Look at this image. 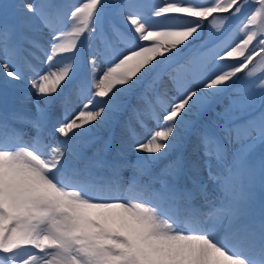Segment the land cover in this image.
I'll use <instances>...</instances> for the list:
<instances>
[{
    "label": "snow or ice",
    "instance_id": "obj_1",
    "mask_svg": "<svg viewBox=\"0 0 264 264\" xmlns=\"http://www.w3.org/2000/svg\"><path fill=\"white\" fill-rule=\"evenodd\" d=\"M0 82V264H264V0L0 5Z\"/></svg>",
    "mask_w": 264,
    "mask_h": 264
},
{
    "label": "rangeland",
    "instance_id": "obj_2",
    "mask_svg": "<svg viewBox=\"0 0 264 264\" xmlns=\"http://www.w3.org/2000/svg\"><path fill=\"white\" fill-rule=\"evenodd\" d=\"M65 2L66 3H69V4H77V3H79V0H65ZM108 2L109 3H112V0H108ZM17 3H19V0H0V5H4V4L14 5V4H17ZM109 11L111 12V10H109ZM8 12H9V16L12 17L13 16L14 9L9 8L8 9ZM233 28H235V25L233 26ZM206 32H207V29H205V33ZM84 50H85V52L87 51V45H85V49ZM180 63H186V58H184ZM173 67H175V64L173 65ZM188 67H191V65H188ZM180 71L182 72L183 70H180ZM240 75L243 76V73H241ZM164 86L167 87L170 95L175 94V89L173 88V86H172V84L169 81V79H168L167 76L164 77ZM22 87H23V85H21V88ZM4 88H5V85L2 82H0V90H3ZM7 88H8V91L9 92L16 91L17 94H19L20 89L13 90L12 87H11V85H8ZM249 89L251 91H254V92L257 91L255 88H252L251 85H249ZM227 104H228V97L225 96L223 98L222 103L215 105L212 109H210L209 111L203 113L200 116L199 119H200L201 123H209V124H211L213 121H217L219 118L216 117V112L217 111H222L223 110V107L226 106ZM236 115H240V113L237 112ZM220 122H222V121H220ZM98 135L106 136L107 133L105 132V130L102 129V130H100L98 132ZM191 138L194 140L195 139V136L192 135ZM145 155H147V154H145ZM130 174H131V170L130 169H126L124 171V177H125V179H127V177ZM259 196H260V192H259V190H257V197L259 198Z\"/></svg>",
    "mask_w": 264,
    "mask_h": 264
},
{
    "label": "trees",
    "instance_id": "obj_3",
    "mask_svg": "<svg viewBox=\"0 0 264 264\" xmlns=\"http://www.w3.org/2000/svg\"><path fill=\"white\" fill-rule=\"evenodd\" d=\"M233 26H234V25H233ZM183 59H184V57H181V58L179 59V62H181Z\"/></svg>",
    "mask_w": 264,
    "mask_h": 264
}]
</instances>
